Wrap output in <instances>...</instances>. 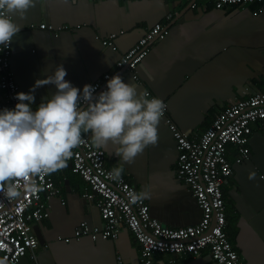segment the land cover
I'll return each instance as SVG.
<instances>
[{
	"label": "crops",
	"instance_id": "obj_1",
	"mask_svg": "<svg viewBox=\"0 0 264 264\" xmlns=\"http://www.w3.org/2000/svg\"><path fill=\"white\" fill-rule=\"evenodd\" d=\"M189 0L89 1L40 0L16 22L22 29L12 42L10 70L19 93H29L36 80L53 74L63 65L65 79L82 89L108 74L120 75L138 92L150 93L168 104L169 116L189 136H200L216 114L250 95L264 93V10L257 5L216 10L211 5L190 9ZM171 15L168 22L167 17ZM167 26L169 34L148 47L141 63V83H133L116 64L155 24ZM45 24L61 32L40 30ZM34 25V29L30 26ZM115 35L116 50L102 41ZM54 86H42L33 93L36 108L54 94ZM27 103V102H26ZM91 138V134H84ZM158 143L149 146L134 162L125 163L109 143L104 151L106 168L123 167V177L149 204L150 215L169 228L196 225L201 218L195 199L175 180L176 145L161 120ZM250 159L233 165V176L223 187L226 233L243 264H264V134L256 129L250 144ZM227 157L233 162L235 153ZM57 197L47 202L49 217L30 226L37 238V260L29 255L19 264H140L139 245L125 227L116 240L89 238L72 240L82 223L100 227L95 201L86 200V184L68 166L52 173ZM215 264L208 252L199 258L160 255L155 264Z\"/></svg>",
	"mask_w": 264,
	"mask_h": 264
},
{
	"label": "built area",
	"instance_id": "obj_2",
	"mask_svg": "<svg viewBox=\"0 0 264 264\" xmlns=\"http://www.w3.org/2000/svg\"><path fill=\"white\" fill-rule=\"evenodd\" d=\"M189 1L190 9L193 10L198 8L197 1L203 6L211 5L216 10L257 5L260 10L254 16L264 10V0ZM166 19L169 22L171 15ZM30 28L35 27L31 25ZM39 29L51 32L69 30L66 26L54 30L45 24L40 25ZM168 34L167 26L155 24L129 52L122 55L116 64L117 71L128 72L133 83L139 85V69L149 54L148 47ZM115 38L112 35L104 39L102 45L115 51ZM12 56V43L9 48H0V109H12L17 103L14 96L19 93V86L10 70ZM110 78L106 74L93 84L98 93L105 89ZM153 97L148 93V98ZM163 102L166 106L163 124L171 133L177 151L174 178L195 199L201 213L200 221L192 226L169 228L150 215L149 204L144 199L131 203L128 193L138 192L132 186L129 176L122 177L121 182L111 180L107 175L111 170L106 168L104 151L95 148L91 138L82 134L83 142L73 149V156L67 164L69 170L86 184L87 192L83 197L95 201L101 226L89 227L82 223L75 229L73 236L63 242L68 244L73 239L78 241L82 238L92 241L116 240L118 229L125 227L139 245L140 264H155L156 257L160 255L199 258L206 251L215 264H243L226 233L223 187L233 176V165H240L250 159L249 144L254 131L258 129L264 134V93L250 95L219 111L200 136H189L181 132L169 116L168 104ZM229 149L235 153L233 162L227 157ZM52 173L29 180L17 178L21 196L15 200L0 195V257L6 256L7 264H19L27 255L33 262L37 260L38 241L30 226L49 217L47 202L59 194ZM33 182L39 190L25 191L23 185ZM116 264L125 263L118 257ZM170 264L175 263L171 260Z\"/></svg>",
	"mask_w": 264,
	"mask_h": 264
},
{
	"label": "clouds",
	"instance_id": "obj_3",
	"mask_svg": "<svg viewBox=\"0 0 264 264\" xmlns=\"http://www.w3.org/2000/svg\"><path fill=\"white\" fill-rule=\"evenodd\" d=\"M39 2L0 0V48H9L22 29L17 18L26 19ZM67 74L62 64L56 66L53 74L36 80L29 93H17L14 108L0 109V195L8 200L21 196L17 178L29 180L66 168L73 149L83 142L82 134L90 133L97 149L111 143L119 160L129 164L158 143V125L166 109L161 99L148 98L120 75L108 79L98 93L93 85L73 86ZM48 85L54 86V94L33 108V93ZM123 172V167H114L107 175L121 182ZM23 187L39 190L34 182ZM146 195L129 192L128 198L135 204ZM0 264H7L6 256L0 257Z\"/></svg>",
	"mask_w": 264,
	"mask_h": 264
}]
</instances>
